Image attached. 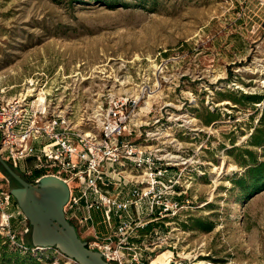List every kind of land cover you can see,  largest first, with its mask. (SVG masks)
I'll list each match as a JSON object with an SVG mask.
<instances>
[{
  "label": "rangeland",
  "instance_id": "rangeland-1",
  "mask_svg": "<svg viewBox=\"0 0 264 264\" xmlns=\"http://www.w3.org/2000/svg\"><path fill=\"white\" fill-rule=\"evenodd\" d=\"M24 90L53 97L76 119L144 94V135L133 141L172 159L176 193L163 216L144 199L139 218L130 206L125 235L115 215L108 226L93 210L97 242L129 258L123 264H264V187L242 192L233 182L246 170L237 153L262 159L249 141L264 109V0H0V98ZM36 163L24 160L31 171ZM14 186L0 165V188ZM21 214L10 227L31 244ZM31 254L77 264L54 248Z\"/></svg>",
  "mask_w": 264,
  "mask_h": 264
},
{
  "label": "built area",
  "instance_id": "built-area-1",
  "mask_svg": "<svg viewBox=\"0 0 264 264\" xmlns=\"http://www.w3.org/2000/svg\"><path fill=\"white\" fill-rule=\"evenodd\" d=\"M48 97L24 90L8 99L0 98V155L25 174L32 171L24 160L32 156L37 161L34 169L44 172L40 176L54 174L65 180L70 195L64 211L79 237L91 234L94 239H83L89 248L102 252L110 263L123 264L129 258L97 242L93 210L102 213L98 223L107 222L108 226L111 215H115L118 231L125 235L132 215L139 218L140 200L147 201L150 215L157 212V216H163L171 211L176 193L177 180L168 171L174 165L172 159L162 157L159 147L147 149L133 141V137L144 135L145 122L137 110L144 94L121 95L109 101L105 113L81 115L80 119ZM109 185H114V193L107 188ZM126 188L128 197L120 199ZM11 197L9 190L0 188V228L10 244L26 249L29 244L10 227L7 208ZM130 206L136 207L132 215L128 212Z\"/></svg>",
  "mask_w": 264,
  "mask_h": 264
},
{
  "label": "water",
  "instance_id": "water-1",
  "mask_svg": "<svg viewBox=\"0 0 264 264\" xmlns=\"http://www.w3.org/2000/svg\"><path fill=\"white\" fill-rule=\"evenodd\" d=\"M0 164L16 180L10 195L31 226V244L37 248H54L77 264H111L102 252L91 249L81 239L64 211L70 195L68 183L47 174L36 182L26 180L1 155Z\"/></svg>",
  "mask_w": 264,
  "mask_h": 264
},
{
  "label": "trees",
  "instance_id": "trees-1",
  "mask_svg": "<svg viewBox=\"0 0 264 264\" xmlns=\"http://www.w3.org/2000/svg\"><path fill=\"white\" fill-rule=\"evenodd\" d=\"M241 99H246L247 101L251 102H259L262 99V95L256 93H242L240 96V100ZM232 100H234V102L239 101L236 98H232ZM210 114L213 115L212 113ZM208 119L209 120L207 121V123H209L211 120H214H210V118ZM249 145L256 149L261 148L262 159H258L256 152L248 148H244L241 151L239 150L240 152L237 153V155L240 157L239 161L241 162V164L244 163L246 170L240 176H236L233 179V182L242 190V192L253 188L264 187V109H262L261 114L259 116L258 125L254 127L252 133L250 134ZM9 164L11 165V163ZM19 173L26 180L33 182L44 172L41 169H34L30 174H25L22 171H20ZM13 180L16 182L14 178ZM5 240H7V238H5ZM3 241L4 239H2L0 235V264H45L44 262L37 259L35 256H32L31 252L35 249H39L33 248L32 244H29L28 247L24 249L18 245L10 244L8 240L5 241L6 243ZM8 245H12L13 248L9 249Z\"/></svg>",
  "mask_w": 264,
  "mask_h": 264
},
{
  "label": "crops",
  "instance_id": "crops-1",
  "mask_svg": "<svg viewBox=\"0 0 264 264\" xmlns=\"http://www.w3.org/2000/svg\"><path fill=\"white\" fill-rule=\"evenodd\" d=\"M127 188L124 189V192H123V195H121L119 198L120 199H125L128 197V193H127ZM114 193V190L112 191ZM7 211L10 213L11 217H14L15 215H18V217L20 216V211L19 209L17 208V206L11 204L8 208H7ZM22 215V214H21ZM23 215L21 216V219H20V223L23 225ZM97 224V223H96Z\"/></svg>",
  "mask_w": 264,
  "mask_h": 264
},
{
  "label": "bare ground",
  "instance_id": "bare-ground-1",
  "mask_svg": "<svg viewBox=\"0 0 264 264\" xmlns=\"http://www.w3.org/2000/svg\"><path fill=\"white\" fill-rule=\"evenodd\" d=\"M39 97H40L41 99H43L42 96H39ZM165 253H166V252H163V255H164ZM161 256H162V255H161ZM168 256H170V254H169ZM168 256H166L167 259H168ZM164 257H165V256H164ZM167 259H166V260H162L161 258H160V259H159V258H158V259L156 258L155 261H159V262H167V261L169 260V259H168V260H167Z\"/></svg>",
  "mask_w": 264,
  "mask_h": 264
},
{
  "label": "flooded vegetation",
  "instance_id": "flooded-vegetation-1",
  "mask_svg": "<svg viewBox=\"0 0 264 264\" xmlns=\"http://www.w3.org/2000/svg\"><path fill=\"white\" fill-rule=\"evenodd\" d=\"M76 228V227H75ZM77 230V229H76Z\"/></svg>",
  "mask_w": 264,
  "mask_h": 264
}]
</instances>
